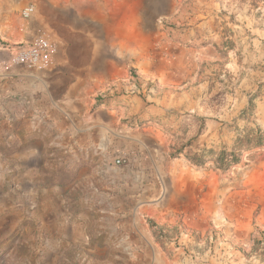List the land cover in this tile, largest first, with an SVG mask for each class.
<instances>
[{
  "label": "rangeland",
  "instance_id": "374dc122",
  "mask_svg": "<svg viewBox=\"0 0 264 264\" xmlns=\"http://www.w3.org/2000/svg\"><path fill=\"white\" fill-rule=\"evenodd\" d=\"M0 28L55 48L0 37V264H264V0H0Z\"/></svg>",
  "mask_w": 264,
  "mask_h": 264
},
{
  "label": "built area",
  "instance_id": "2783aa9c",
  "mask_svg": "<svg viewBox=\"0 0 264 264\" xmlns=\"http://www.w3.org/2000/svg\"><path fill=\"white\" fill-rule=\"evenodd\" d=\"M33 11L32 6L22 9L21 15L28 18ZM55 48L44 36L35 37L29 43L18 47L11 57L12 65L30 71H40L51 65ZM120 158L115 160L119 164Z\"/></svg>",
  "mask_w": 264,
  "mask_h": 264
},
{
  "label": "crops",
  "instance_id": "0c3cea01",
  "mask_svg": "<svg viewBox=\"0 0 264 264\" xmlns=\"http://www.w3.org/2000/svg\"><path fill=\"white\" fill-rule=\"evenodd\" d=\"M45 29V28H43ZM49 31V35L50 37H52L53 40L60 41L59 43H66V35L69 32V29L66 28V31H64L63 29L60 28H48ZM44 31H42V33H44ZM36 32H32L30 29L27 30L26 32H21L19 31L18 28H0V37H3L5 39H11V38H16V37H22V38H27L29 41L34 39L35 37H39L42 36L40 34L35 35ZM62 61V62H60ZM59 62L57 61V74L60 73H66V70L68 69L69 63L65 62L64 59H61ZM61 65V68L58 66ZM49 71L51 70H56V66H53V68H49L47 69ZM46 70V71H47ZM56 72V71H55Z\"/></svg>",
  "mask_w": 264,
  "mask_h": 264
},
{
  "label": "trees",
  "instance_id": "16d2710c",
  "mask_svg": "<svg viewBox=\"0 0 264 264\" xmlns=\"http://www.w3.org/2000/svg\"><path fill=\"white\" fill-rule=\"evenodd\" d=\"M255 138H249L246 137V144L245 146H249V145H255V146H259L264 144V140L262 135H256L254 136ZM251 141V142H249ZM238 153L235 151H222L220 152V154L217 157L216 160V165L217 168L219 169H227L230 165L235 164L238 162ZM190 159L193 161V163H195L196 165H201L203 164L205 161L204 159L199 155V154H193L191 155ZM151 226L153 225V223L150 221Z\"/></svg>",
  "mask_w": 264,
  "mask_h": 264
}]
</instances>
